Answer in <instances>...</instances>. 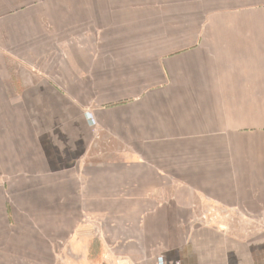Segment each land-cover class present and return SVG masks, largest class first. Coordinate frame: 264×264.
<instances>
[{
    "label": "crops",
    "instance_id": "obj_1",
    "mask_svg": "<svg viewBox=\"0 0 264 264\" xmlns=\"http://www.w3.org/2000/svg\"><path fill=\"white\" fill-rule=\"evenodd\" d=\"M0 264H264V0H0Z\"/></svg>",
    "mask_w": 264,
    "mask_h": 264
},
{
    "label": "rangeland",
    "instance_id": "obj_2",
    "mask_svg": "<svg viewBox=\"0 0 264 264\" xmlns=\"http://www.w3.org/2000/svg\"><path fill=\"white\" fill-rule=\"evenodd\" d=\"M13 194H14L15 198H16L17 196H19V197H24V196H25V194L22 193V192H19V193H18V190H17V192H14ZM14 196H13V197H14Z\"/></svg>",
    "mask_w": 264,
    "mask_h": 264
}]
</instances>
